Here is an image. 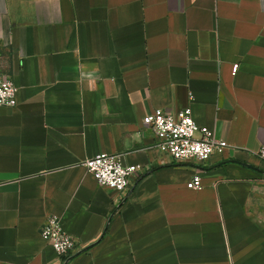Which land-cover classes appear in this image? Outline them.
Returning <instances> with one entry per match:
<instances>
[{"label":"crops","instance_id":"crops-1","mask_svg":"<svg viewBox=\"0 0 264 264\" xmlns=\"http://www.w3.org/2000/svg\"><path fill=\"white\" fill-rule=\"evenodd\" d=\"M0 72V264H63L50 215L66 264H264V0H0ZM186 107L228 143L203 164L142 125ZM103 152L141 165L124 193L83 166Z\"/></svg>","mask_w":264,"mask_h":264},{"label":"built area","instance_id":"built-area-1","mask_svg":"<svg viewBox=\"0 0 264 264\" xmlns=\"http://www.w3.org/2000/svg\"><path fill=\"white\" fill-rule=\"evenodd\" d=\"M237 65L233 70L236 71ZM16 105V86L13 79L0 72V106ZM144 129H150L157 138V147L172 161H194L203 164L214 152H221L228 143L216 138L207 127L197 125L190 107L173 114L164 108H156L142 119ZM264 162V146L259 151ZM83 166L97 183L116 193H124L140 171L141 165L125 164L117 153H99L86 159ZM189 188L200 189L201 178L195 174L187 183ZM41 237L55 250L63 264H66L79 250V242L63 230L61 219L54 215L46 218L40 228Z\"/></svg>","mask_w":264,"mask_h":264}]
</instances>
